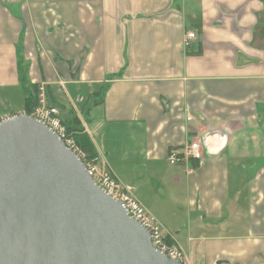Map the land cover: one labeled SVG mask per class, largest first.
<instances>
[{
	"label": "crops",
	"instance_id": "obj_1",
	"mask_svg": "<svg viewBox=\"0 0 264 264\" xmlns=\"http://www.w3.org/2000/svg\"><path fill=\"white\" fill-rule=\"evenodd\" d=\"M22 76L188 264H264V0H0V121Z\"/></svg>",
	"mask_w": 264,
	"mask_h": 264
},
{
	"label": "water",
	"instance_id": "obj_2",
	"mask_svg": "<svg viewBox=\"0 0 264 264\" xmlns=\"http://www.w3.org/2000/svg\"><path fill=\"white\" fill-rule=\"evenodd\" d=\"M0 264H182L27 114L0 121Z\"/></svg>",
	"mask_w": 264,
	"mask_h": 264
},
{
	"label": "built area",
	"instance_id": "obj_3",
	"mask_svg": "<svg viewBox=\"0 0 264 264\" xmlns=\"http://www.w3.org/2000/svg\"><path fill=\"white\" fill-rule=\"evenodd\" d=\"M187 38L188 40L195 39L196 34L190 32ZM27 115L49 128L82 160L97 186L121 203L129 217L149 232L152 245L156 250L165 254L170 259L177 260L182 264H188L186 255L178 246L174 236L152 218L146 208L121 184L104 164H101V162V165L99 164L98 158H89L80 149L74 139L73 133L69 131L67 125L62 120L60 109L47 103L44 87L38 88L37 106L31 114ZM191 161H195L197 167H201L204 164V149L199 140H191L181 151L173 150L168 156V162L171 165H188ZM194 171L195 167L190 166L188 172L192 173Z\"/></svg>",
	"mask_w": 264,
	"mask_h": 264
},
{
	"label": "trees",
	"instance_id": "obj_4",
	"mask_svg": "<svg viewBox=\"0 0 264 264\" xmlns=\"http://www.w3.org/2000/svg\"><path fill=\"white\" fill-rule=\"evenodd\" d=\"M22 86L24 87V90H26V114H31L34 108L37 106V94H38V87L31 86L27 87V81L25 76H22L21 79ZM74 124H76L77 128L76 130L71 129L68 125V129L71 133L74 135V139L77 143V145L80 147L81 150H83L89 158H95L94 149L91 145V142L86 134H84L83 130L79 128V122L75 119Z\"/></svg>",
	"mask_w": 264,
	"mask_h": 264
}]
</instances>
